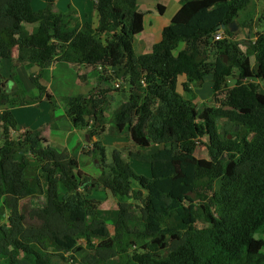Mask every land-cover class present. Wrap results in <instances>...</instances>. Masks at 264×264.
<instances>
[{"label":"trees","instance_id":"16d2710c","mask_svg":"<svg viewBox=\"0 0 264 264\" xmlns=\"http://www.w3.org/2000/svg\"><path fill=\"white\" fill-rule=\"evenodd\" d=\"M31 1L0 0V63L16 49L17 58L40 66L61 59L78 70L100 66L106 79L111 77L107 69H115V78L125 76L130 85L127 101L112 115L115 130L146 137L158 147L128 152L149 164L145 177L118 152L107 163L97 139L92 150L83 151L99 159L102 170L94 178L79 170L75 155L51 147L39 130L12 137L16 121L9 109L2 110L0 221L2 209L8 213L0 223V264H57L74 249L77 234L97 237L91 218L109 212L89 198L95 189L118 201L113 233L103 232L97 244L89 245L88 264H264V93L258 88L264 81V47L255 43L245 51L230 31L250 0H179L181 7L160 41L138 55L133 39L143 30L142 0H95V29L87 23L73 27L70 12L53 11L55 0H45L38 11ZM157 8L163 13L160 2ZM23 24L35 26L28 32ZM221 25L224 38L215 40ZM105 32L109 38H97ZM207 75L214 105L207 107L201 126L191 85L200 86ZM2 79L0 74V85ZM31 80L49 102L54 126L55 99ZM107 92L66 98L67 117L74 127L86 129L89 141L106 131ZM7 102L8 94L0 90V104ZM223 118L241 134L220 136L215 122ZM206 130L208 156L198 158L194 148ZM28 154L36 157L34 174L27 172ZM24 199L31 200L25 211L20 208ZM127 199L136 201L141 215L143 225L136 232L129 228L133 213Z\"/></svg>","mask_w":264,"mask_h":264},{"label":"rangeland","instance_id":"374dc122","mask_svg":"<svg viewBox=\"0 0 264 264\" xmlns=\"http://www.w3.org/2000/svg\"><path fill=\"white\" fill-rule=\"evenodd\" d=\"M158 2H161L163 4L167 3L166 16L164 18L169 17L170 13L173 11V9L176 6L173 0L171 1L168 0V2L167 0L139 1L138 9L139 11L142 10L146 12L150 10L156 13L157 12L156 3ZM263 10H264V0H250L247 7L243 11H241L237 17L238 23H236L237 27H236V30L234 31L235 33L234 38L235 40H238L241 42L240 47L245 51L251 52L250 50L252 49L251 46L255 43H257V47L259 49L264 47V11ZM150 21H151V26H153L154 20L151 19ZM243 22H246V23L240 26ZM72 24L73 22L71 23V25ZM247 32H250V35H251L249 39L248 37H246ZM109 36H110L109 32H105L103 34L97 33V38L105 39V38H109ZM151 37H152L151 35H148V36L143 35L138 40H142L145 43L147 40V44H148L147 46H149L150 43L152 45L153 43L152 41L154 40L153 37L152 38ZM223 38L224 37H222V39ZM137 42L138 41H136V47H137L138 52H136L134 48L133 49L136 54L137 53L141 54V52H139V46ZM182 46L183 45L181 44L179 48H182ZM151 47H149L148 49H145L146 52H143V53L149 52L151 50ZM251 59L254 61L253 55H251ZM58 62H61V64L56 65L55 67L56 69L52 73V75L62 74V75H65V78L60 77L56 79V78H51V76H49L47 80L49 82V87H50L51 92H53L55 95L53 97L57 101V106L61 105V107L64 106L65 108V102L68 96H73V95L76 96L79 94L88 96L90 93H92L96 89H107L108 90L107 97L109 98V103H108L107 108L104 111V114L106 117V131L104 133H102L99 136H94L92 138V141H89L88 139L86 140L85 138L86 136L84 137L83 133L80 135L82 138L79 140V142L76 141L75 136H70V141H67L65 146L58 144V146L55 145L58 147L55 149L56 150L60 149L61 151L63 150L68 151L72 153L73 155H75L79 160V170L87 175L97 178L102 170L101 165L100 166L98 165L99 159L95 158L93 154L86 155L85 153H83V151L92 150L93 141L98 139L104 145L107 163L110 162L112 153L118 152L119 155L122 157V159L126 163H128L129 167L132 170H134L139 175L148 177L149 176V164L130 158L128 155V152L132 151V152H139V153H148V152L154 151L157 147L146 137L139 138L134 134H130L127 136H121L115 130V127L112 123L113 113L119 108L121 104L127 101L129 97L130 85L128 82V78L125 76L117 77V78L123 79L124 82L121 83L119 86H116L115 85L116 78L113 75L114 71L113 70L108 71V74L111 77L106 79V77H104L100 73V69H99L97 70L96 73L90 74V80L82 81V82L86 81L91 84L88 86L87 89H84L81 86L79 87L78 83H76L77 81H76V76H74V71L72 72V70L70 69H67V71L65 70L66 60L61 59ZM234 77L235 75L227 79V83L229 85L234 84V79H235ZM258 88L260 92L264 93V81L259 82ZM193 89L196 94V99H195V105L197 109L196 122L202 126V125H205L207 107L210 108L214 105V102L212 99L213 92H212L211 76L210 75L205 76L204 81L201 83L200 86L192 85V90ZM179 90L182 91V88L179 87ZM25 95L27 96V98H24L23 100L24 101L27 100L28 103H31L32 101L31 98L33 97L34 93L31 91H26ZM185 96L189 97L187 93H185ZM47 104H49V102ZM48 107H49V113H51L50 104ZM55 108H54V115L57 116V112ZM15 112H16L15 115L17 116V118L18 117L20 118L22 115L29 113V112H25V108L23 107H20V109L18 110L16 109ZM54 120L56 119H53L52 121ZM56 121L54 122L53 125H55ZM65 124H66V121L61 120L59 130L60 131L64 130L63 133H65L67 130L65 127ZM215 126L217 128V133H219L220 136H225V135L231 136V133H237L239 135L241 134L237 130V127H235L232 122H229L228 120L224 118L216 119ZM205 129L207 128L205 127ZM84 133L86 134V131H84ZM22 134L23 133H19L18 135L21 136ZM208 134H209L208 130H206L205 134L200 138V141H198L195 145L194 155L198 158H206L208 156L207 148H206V145L209 142ZM81 151H82V154H81ZM27 162H28V171H27L28 174H34L35 167L37 164L36 157L31 154H28ZM89 194H90L89 198L92 199L95 207L98 210L107 211L109 212V214L107 217L105 216L92 217L91 222L93 226L99 230V235L97 234V237H93L90 240H87V238L83 236L82 234H77L75 236L76 244H75L74 249H72L70 252L65 254L64 256L65 260L58 259L57 264H88L89 256L93 254V249H91L89 245L97 244L99 240L101 239L103 232H108L110 234L113 233L114 211L116 210V207H117L118 197H114L109 191L102 190V189H95ZM36 197L38 198L39 195ZM127 200L132 207L131 211L133 213V216L131 220L129 221V228L132 231L136 232L140 230L143 225L142 220H141V215L139 214L136 201H134L133 199H127ZM30 207H31L30 199H24L20 202L21 210L25 211L26 209H29ZM2 212H3L2 213L3 215H2L1 220L4 221L5 217L7 216L8 211L7 209L3 208ZM2 221H0V223H2ZM135 245L137 246L138 243H136ZM263 252H264V249H263ZM70 255H72L74 258H72Z\"/></svg>","mask_w":264,"mask_h":264},{"label":"crops","instance_id":"0c3cea01","mask_svg":"<svg viewBox=\"0 0 264 264\" xmlns=\"http://www.w3.org/2000/svg\"><path fill=\"white\" fill-rule=\"evenodd\" d=\"M173 1L175 2L176 6L173 9V11L170 13V16L166 18L164 17L166 16L167 3L163 4L160 2L164 6L163 13H159L158 8L156 13L150 10L146 12L141 10V12L143 13V30L141 31V33L135 35L133 39V48L135 49L136 52H138L136 47V41H138L137 44L139 46V52H141V54L143 52H146L145 49H148L154 43L160 41L162 29L170 23V20L173 17V15L181 7V2L179 0H173ZM45 5H46L45 0L31 1V7L34 11L43 9ZM156 7H157V3H156ZM53 11L55 13L60 12L64 14L70 12L75 19L73 22V27L77 26L78 29H80L81 26L86 23L90 24L91 28L93 29L98 27L97 12L95 10L93 0H55L53 5ZM151 19L154 20L153 26H151V21H150ZM34 26L35 24H23L24 29L28 32H30ZM143 35L144 36L151 35L153 37L154 40L152 41L153 42L152 45L150 43V45L147 46L148 45L147 40L146 43L143 42L142 40H138ZM67 63L71 65L69 62L66 61L65 70L67 71V69H70L72 70V72L74 71V76H76V81H77L76 83H78L79 87L81 86L84 89H87L88 86L91 84L86 81L85 82L82 81L90 80V74L96 73V70L90 68L86 70L83 69L78 70L77 68L76 69L73 68L72 65H71L72 67L69 66ZM58 64H61V62L58 61L50 62L48 64H43L42 66H40L38 64H35L33 61L26 59L25 57L17 58L16 49L13 50V55L11 58L3 59L1 61L0 74L3 77V79L1 80L3 82V85H0V90H4V92L8 94V102L6 104H0V112L4 109H9L13 114V117L16 121V130L12 132L11 134L12 137L15 138L16 136H18L19 133H24V131L26 130H39L40 137L45 139L47 143L53 148H58L57 147L58 144L65 146L66 142L70 141V136H75L76 141L79 142V140L82 138L80 135L83 133L84 137L86 136L85 137L86 140L88 139L87 134L84 133L86 129L74 127L65 113L64 106L62 107L61 105L57 106L56 100L55 101L57 107L54 108L56 109L57 116L54 115V110H53L52 117L54 116L53 119H56L57 121L54 120V122L56 121L54 127L51 125V118H50L51 115L49 113V107H48L49 104H47L48 102L45 101L46 99L44 97H40L38 88L31 80V77L36 78L37 81L46 88L47 92L52 94V96H55L54 93L51 92L49 87V82L47 80L49 76H51V78H56V79L60 77L65 78V75L62 74L52 75V73L56 69L55 68L56 65ZM83 73L84 75L81 78H79V75L81 76ZM191 89H192V85H191ZM26 91H31L34 93L33 97L31 98L32 100L31 103H28L27 100L26 101L23 100L24 98H27V96L25 95ZM20 107L25 108V112H29V113L28 114L26 113L25 115H22L20 118L19 117L17 118V116L15 115L16 114L15 111L16 109L17 110L20 109ZM61 120L66 121L65 127L67 130L65 133H63L64 130L63 131L59 130Z\"/></svg>","mask_w":264,"mask_h":264},{"label":"clouds","instance_id":"9594fccd","mask_svg":"<svg viewBox=\"0 0 264 264\" xmlns=\"http://www.w3.org/2000/svg\"><path fill=\"white\" fill-rule=\"evenodd\" d=\"M93 3H95V0H93ZM236 24V23H235ZM218 31H221L222 32V37H224V33H223V29H219ZM217 31V32H218ZM216 32V33H217ZM216 33H215V35H216ZM222 39V38H221ZM220 40V39H219ZM90 69H93V68H90ZM100 69V72H101V67L100 66H97V68H95V69H93V70H96V72H97V70H99ZM111 70H113V71H115V69H113V68H108L107 69V72L108 71H111ZM124 82V80L123 79H121V78H116V81H115V85L116 86H119L121 83H123ZM141 84H143L144 85V80H141ZM185 94V93H184ZM19 136V135H18Z\"/></svg>","mask_w":264,"mask_h":264},{"label":"water","instance_id":"95a60500","mask_svg":"<svg viewBox=\"0 0 264 264\" xmlns=\"http://www.w3.org/2000/svg\"><path fill=\"white\" fill-rule=\"evenodd\" d=\"M236 24L235 23H232L231 25H230V31L231 32H234L235 30H236ZM219 29H224L225 28V26L224 25H221L220 27H218ZM226 59H227V57L226 56H224V60L226 61Z\"/></svg>","mask_w":264,"mask_h":264},{"label":"built area","instance_id":"2783aa9c","mask_svg":"<svg viewBox=\"0 0 264 264\" xmlns=\"http://www.w3.org/2000/svg\"><path fill=\"white\" fill-rule=\"evenodd\" d=\"M222 38V32L221 31H218L217 33H216V35L214 36V39L215 40H219V39H221Z\"/></svg>","mask_w":264,"mask_h":264}]
</instances>
